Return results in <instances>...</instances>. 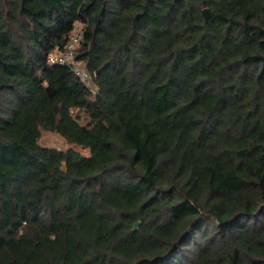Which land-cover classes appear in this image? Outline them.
Returning a JSON list of instances; mask_svg holds the SVG:
<instances>
[{
    "label": "trees",
    "instance_id": "16d2710c",
    "mask_svg": "<svg viewBox=\"0 0 264 264\" xmlns=\"http://www.w3.org/2000/svg\"><path fill=\"white\" fill-rule=\"evenodd\" d=\"M0 264H264V0H0Z\"/></svg>",
    "mask_w": 264,
    "mask_h": 264
},
{
    "label": "built area",
    "instance_id": "2783aa9c",
    "mask_svg": "<svg viewBox=\"0 0 264 264\" xmlns=\"http://www.w3.org/2000/svg\"><path fill=\"white\" fill-rule=\"evenodd\" d=\"M73 31L72 37L65 50L61 53L53 54L49 57V63L67 65L81 78L83 82L88 84L92 80L90 73L81 69L80 61L77 60L78 46L84 37L86 24H78Z\"/></svg>",
    "mask_w": 264,
    "mask_h": 264
},
{
    "label": "rangeland",
    "instance_id": "374dc122",
    "mask_svg": "<svg viewBox=\"0 0 264 264\" xmlns=\"http://www.w3.org/2000/svg\"><path fill=\"white\" fill-rule=\"evenodd\" d=\"M79 25L77 24V27ZM57 53H54L53 55L56 56ZM80 67L81 69H83L84 71H86L83 63H80ZM88 85L90 87H93V81L91 80L90 82H88ZM82 122H84V120H82ZM41 145L43 146H48V147H54L60 150H68L71 145H69L65 139H63L60 135H58L57 133H53V132H49V131H44L40 140ZM77 150L81 153H83L84 155H88L89 151L88 150H84L82 148H77Z\"/></svg>",
    "mask_w": 264,
    "mask_h": 264
},
{
    "label": "water",
    "instance_id": "95a60500",
    "mask_svg": "<svg viewBox=\"0 0 264 264\" xmlns=\"http://www.w3.org/2000/svg\"><path fill=\"white\" fill-rule=\"evenodd\" d=\"M203 15L205 17L206 22H208L212 14H211V11L208 8H206L203 10ZM139 225H140V222H137L135 225V229H138Z\"/></svg>",
    "mask_w": 264,
    "mask_h": 264
}]
</instances>
